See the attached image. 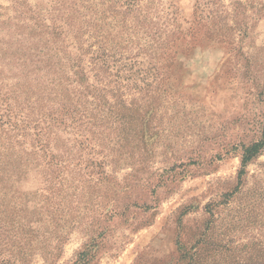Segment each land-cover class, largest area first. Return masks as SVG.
I'll return each mask as SVG.
<instances>
[{"label":"rangeland","instance_id":"rangeland-1","mask_svg":"<svg viewBox=\"0 0 264 264\" xmlns=\"http://www.w3.org/2000/svg\"><path fill=\"white\" fill-rule=\"evenodd\" d=\"M22 3L27 14L14 8ZM32 15L47 32L59 26L58 46L31 30ZM57 47L82 57L92 95L113 103L121 93L139 110L143 135L120 150L115 117L98 127L91 97L97 127L82 131L90 144L50 122L43 163L71 154L62 191L47 190L45 168L31 167L8 195L42 217L29 264H74L85 244L90 264H249L256 245L264 250V149L237 179L243 147L264 128V0H0L3 90L20 87L34 100L43 90L53 104L74 89L76 101V85L59 86L51 70L35 77L12 59ZM55 207L58 228L45 223Z\"/></svg>","mask_w":264,"mask_h":264},{"label":"trees","instance_id":"trees-1","mask_svg":"<svg viewBox=\"0 0 264 264\" xmlns=\"http://www.w3.org/2000/svg\"><path fill=\"white\" fill-rule=\"evenodd\" d=\"M25 7L23 3L14 5L15 10L21 14L29 12L25 10ZM32 16L29 18L33 22L31 30L39 31L36 34L37 36L41 34L51 36L52 42L55 46H58V42L61 39V31H58L59 26L55 25L51 31L47 32L42 19ZM66 23L71 22L68 21ZM39 49L41 48L33 49V53L25 56V58H23L24 54H18L16 51L12 59L26 73L29 70V73L35 77H38L36 75L38 73L51 70L53 75L56 76L59 86L76 85L82 90L77 91L79 95L76 101H73L71 98V94H75L74 89L70 91L65 89L64 92L59 94L57 92L56 101H52L53 105L50 103L49 92L38 91L42 94V97L41 95L35 96L34 100V94H29L27 91L21 90L20 87L6 88L5 90H3L5 86L0 87V264L30 263L28 259L29 247L31 242L37 238L38 228L40 227L39 223L42 221V217L36 218L33 213H28L26 202L21 203L19 206L11 204L8 200V195L10 194L12 182L28 174L31 167L35 169L43 167L46 170L43 172L45 173L44 181L49 182L47 190L50 191L56 187L57 191H62V185L59 182L63 168L62 164L64 162H71V154L65 155L58 154L57 152V154L51 155L48 162L43 163L44 155L49 148L47 138L51 132L49 130L50 122L57 125L64 124V127L72 129L73 136L76 138L81 137V144H90V140L86 135H83L82 131L92 133V130L97 127L96 117L94 114L93 116L92 114L88 116L90 113L86 107L88 105V98L91 97L97 102L100 101V105H95L92 108L93 111L100 112L98 114L102 117L98 120L100 122L98 123V127H101L105 131L109 124L108 117L110 115L115 117L114 121L118 125L116 129L120 130L118 131L116 144L119 145L120 150L124 148L129 137L132 140H136V138L141 139L143 135L141 122H139L142 118L139 110L136 107L128 109L121 99V93L120 95L112 94L113 98H115L113 103H109L105 96L92 95L90 86L87 83L88 77L83 67L81 56L66 55L61 47L52 48L51 50H45V48L44 50ZM29 51L28 49L26 52ZM95 53H97L95 61L98 60L100 62L101 68H99V71L103 76V71H106L109 65V58L104 54L103 49ZM63 60H66V62L63 63ZM93 65L94 68L97 67L96 63ZM63 67L69 70L71 77L66 75L65 68ZM24 78L27 79L28 77L24 76ZM115 91L119 92V90ZM80 98H83V103L80 101ZM46 119L48 121L45 123ZM98 146L103 147L102 144ZM262 149H264V128L257 142L243 147L241 152L242 170L238 173L237 179L243 178L245 166ZM56 206H58V203ZM39 210H42V207ZM57 210L55 207V211L45 220V223L56 228H58V225L56 226L58 218H55ZM35 229H37L36 232ZM255 248V253L250 258L249 264H264L263 248L259 245H256ZM90 250L91 246L85 244L83 250L77 254L74 264H90L93 259ZM44 259L46 261L49 260L47 254H44Z\"/></svg>","mask_w":264,"mask_h":264}]
</instances>
